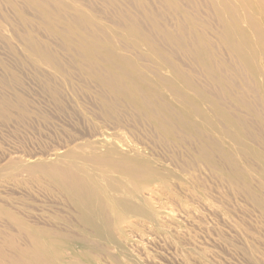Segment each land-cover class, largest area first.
<instances>
[{
	"label": "rangeland",
	"instance_id": "obj_1",
	"mask_svg": "<svg viewBox=\"0 0 264 264\" xmlns=\"http://www.w3.org/2000/svg\"><path fill=\"white\" fill-rule=\"evenodd\" d=\"M263 161L264 0H0V264H264Z\"/></svg>",
	"mask_w": 264,
	"mask_h": 264
},
{
	"label": "bare ground",
	"instance_id": "obj_2",
	"mask_svg": "<svg viewBox=\"0 0 264 264\" xmlns=\"http://www.w3.org/2000/svg\"><path fill=\"white\" fill-rule=\"evenodd\" d=\"M264 162V161H263ZM49 176L59 185L64 187L72 196L73 201L82 214L83 220L91 226L102 227V217L92 215L94 209L93 200L94 197L91 195L88 188L84 183L78 179L70 180L69 173L60 168L49 171ZM113 203V210L116 213L121 208H126V203L123 199L118 201L111 200ZM109 209V208H108ZM110 210V209H109ZM56 249L51 241L42 240L33 245L32 255L22 253L21 257L26 258L27 261L22 264H64L60 259L57 258Z\"/></svg>",
	"mask_w": 264,
	"mask_h": 264
}]
</instances>
